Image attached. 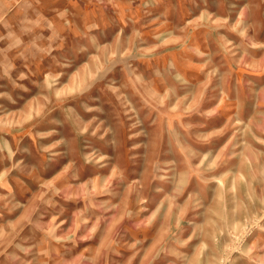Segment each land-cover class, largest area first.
Returning <instances> with one entry per match:
<instances>
[{
    "label": "rangeland",
    "instance_id": "obj_1",
    "mask_svg": "<svg viewBox=\"0 0 264 264\" xmlns=\"http://www.w3.org/2000/svg\"><path fill=\"white\" fill-rule=\"evenodd\" d=\"M0 264H264V0H0Z\"/></svg>",
    "mask_w": 264,
    "mask_h": 264
}]
</instances>
